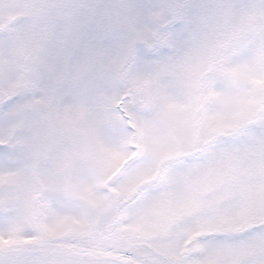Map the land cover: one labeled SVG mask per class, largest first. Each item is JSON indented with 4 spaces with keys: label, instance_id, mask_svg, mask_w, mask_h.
<instances>
[{
    "label": "snow or ice",
    "instance_id": "6c2138e0",
    "mask_svg": "<svg viewBox=\"0 0 264 264\" xmlns=\"http://www.w3.org/2000/svg\"><path fill=\"white\" fill-rule=\"evenodd\" d=\"M0 264H264V0H0Z\"/></svg>",
    "mask_w": 264,
    "mask_h": 264
}]
</instances>
